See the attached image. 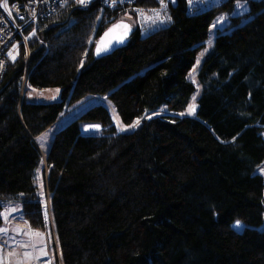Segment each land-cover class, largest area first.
Returning a JSON list of instances; mask_svg holds the SVG:
<instances>
[{"label":"trees","instance_id":"1","mask_svg":"<svg viewBox=\"0 0 264 264\" xmlns=\"http://www.w3.org/2000/svg\"><path fill=\"white\" fill-rule=\"evenodd\" d=\"M247 1L249 18L220 33L201 64L194 115L190 73L218 7L190 13L176 0L169 24L135 27L102 58L95 46L111 24L160 1L72 4L43 23L0 83V226L19 201L55 237L61 264H264V0ZM24 78L61 96L34 102ZM92 97L104 102L61 129L46 156V206L37 138Z\"/></svg>","mask_w":264,"mask_h":264},{"label":"rangeland","instance_id":"2","mask_svg":"<svg viewBox=\"0 0 264 264\" xmlns=\"http://www.w3.org/2000/svg\"><path fill=\"white\" fill-rule=\"evenodd\" d=\"M159 1L160 4L157 8H136L135 16L127 14L120 19L129 20L135 27L140 26L144 34L157 30L171 22L169 6L170 4L176 3V0ZM227 1L229 0H188V9L190 13L213 9L215 7L219 8L212 22L210 38L205 43V48L200 52L190 73V79L197 88L192 104L187 111L190 115H194L197 111L196 99L202 90L199 82L201 64L213 50L217 36L220 33L231 32L236 24L246 22L249 18L250 5L247 0H235L234 7L232 9L222 8ZM35 35L36 33L33 37ZM33 37L28 41V44L22 45L27 48ZM14 57L15 55L12 56V58ZM24 80L25 79H23V81ZM22 91L25 94L27 93V98L34 102H50L61 96V89L57 87L38 90L33 88L29 89V86L25 85L24 87L22 86ZM102 102H104V97H92L68 108L56 123H54L37 138V142L43 153V163L38 170V180L40 193L46 206L48 204V196L45 186V175L47 171L46 156L52 146L55 136L61 129L78 118L91 106ZM163 113L165 114L167 112L162 110L155 113V115ZM100 129L101 126L97 124L86 125L84 128L87 132L98 131ZM256 172L260 173L264 177V162L257 167ZM46 208L48 211L49 207ZM3 216L4 222L0 226V264H42L47 261L49 264H61L59 259L55 257L57 251L55 237L50 234L49 230L42 231L34 229L25 219L23 209L19 201L11 200L7 202L4 208ZM236 226L242 227L240 224H236Z\"/></svg>","mask_w":264,"mask_h":264},{"label":"built area","instance_id":"3","mask_svg":"<svg viewBox=\"0 0 264 264\" xmlns=\"http://www.w3.org/2000/svg\"><path fill=\"white\" fill-rule=\"evenodd\" d=\"M97 0H30L10 2L0 0V83L7 71L12 56L36 33L43 23L72 4L88 7ZM136 0H105L104 5L110 9H120ZM6 3V6H4ZM25 79V78H24ZM25 86V80L23 87Z\"/></svg>","mask_w":264,"mask_h":264},{"label":"water","instance_id":"4","mask_svg":"<svg viewBox=\"0 0 264 264\" xmlns=\"http://www.w3.org/2000/svg\"><path fill=\"white\" fill-rule=\"evenodd\" d=\"M121 23L128 26L126 30L120 29L119 32L117 33V35H120L123 38L119 40L113 39L112 42L108 45V47L105 50L100 51L99 54H97V44L101 40V38L104 36V34L107 33L110 29H112L116 24H121ZM134 31H135V26L129 20L121 19V20L114 22L99 37L97 44L95 46V56L97 58H102V57H106V56H109L115 53L116 51L124 47L129 42V40L134 34Z\"/></svg>","mask_w":264,"mask_h":264},{"label":"snow or ice","instance_id":"5","mask_svg":"<svg viewBox=\"0 0 264 264\" xmlns=\"http://www.w3.org/2000/svg\"><path fill=\"white\" fill-rule=\"evenodd\" d=\"M83 3V0H81ZM6 6V3L5 5ZM127 25L121 23V24H116L112 29H110L107 33L104 34V36L101 38V40L97 44V54H99L100 51L105 50L108 45L112 42L113 39L119 40L122 39L123 37L120 35H117L120 29H127ZM237 225H239V221H237Z\"/></svg>","mask_w":264,"mask_h":264},{"label":"bare ground","instance_id":"6","mask_svg":"<svg viewBox=\"0 0 264 264\" xmlns=\"http://www.w3.org/2000/svg\"><path fill=\"white\" fill-rule=\"evenodd\" d=\"M103 1H105V0H103ZM77 5H80V4H77ZM80 6H82V5H80ZM89 7V6H88ZM1 13V12H0ZM42 264H49V262L47 261V262H43Z\"/></svg>","mask_w":264,"mask_h":264}]
</instances>
